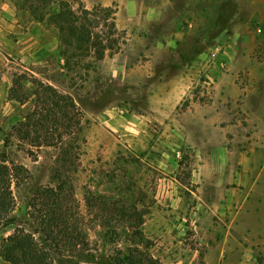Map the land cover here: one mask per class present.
Returning <instances> with one entry per match:
<instances>
[{
	"label": "rangeland",
	"instance_id": "obj_1",
	"mask_svg": "<svg viewBox=\"0 0 264 264\" xmlns=\"http://www.w3.org/2000/svg\"><path fill=\"white\" fill-rule=\"evenodd\" d=\"M59 1L55 0L54 8ZM64 1L75 12L96 8L93 18L99 24L94 31L103 39L109 36V20L102 10H114L115 25L120 17L116 15L117 0H107L111 1L108 6L99 0ZM148 1L166 6L159 18L145 20L139 29L123 15V25L128 23L133 29L118 26L117 45L105 53L113 56L123 49L132 69L128 77L110 75L93 53L68 58V52L62 63L51 56L27 67L17 56L16 47L21 43L15 39L16 31L0 38V159L27 170L12 185V224L0 229V239L11 236L17 226L34 233L32 226L38 227L46 202L37 192L62 185L60 208L69 227L85 237L86 248L79 246L76 251L88 258L86 264H124L129 254L141 259V264H163L169 255L158 252L157 247L159 243L171 245V229L182 231L188 237L185 244L195 246L189 240L192 230L185 223L180 227L171 215V200L158 203L156 199L163 185H171L173 153L182 182H187L195 166L255 167L254 222L249 223L245 215L238 231L233 229L225 241L218 239V228L211 246L219 250L221 245L223 251L221 258L215 253L210 257L213 264H264V0ZM0 3L13 10L23 29L41 31L43 40H59L57 29L48 20L36 21L29 6H22L24 0ZM59 44L62 55L66 49L60 40ZM136 64L143 68L137 70ZM23 73L71 96L78 106L82 134L68 156L59 148L32 147L12 131L30 107V103L19 105L8 97L13 76ZM176 81L189 93L178 113L191 102L217 105L214 110L193 109L208 124L187 127L190 142L179 157L171 152V115L164 118L157 108L159 103H171V95H167L171 82ZM101 110L119 113L122 125L129 126L126 119L135 124L132 118L139 115L147 118V124L136 134L123 132V126L109 129L95 119ZM127 135L138 137L125 143ZM138 138L141 142H136ZM174 143L176 147L180 144ZM202 258L199 252L195 264H202ZM0 264L8 263L0 257Z\"/></svg>",
	"mask_w": 264,
	"mask_h": 264
},
{
	"label": "crops",
	"instance_id": "obj_2",
	"mask_svg": "<svg viewBox=\"0 0 264 264\" xmlns=\"http://www.w3.org/2000/svg\"><path fill=\"white\" fill-rule=\"evenodd\" d=\"M117 1L120 3V6L116 15L120 17H117L116 28L119 26L123 30L133 29V26L128 25V23L123 25L121 22L123 15L129 16V20L133 24H137L139 29H141V24H144L145 20L158 19L166 7H164L162 2L156 5L154 3L151 4L148 0ZM110 2L99 0L98 3H101L102 6H108ZM14 14L13 10L6 3H0V38L4 34H11L12 30L16 31L13 32L17 36L15 39L18 43H21V45H17L16 47L19 50L17 56L22 59V62L27 67H31L51 56H57L59 63H62L63 57L60 55L58 38L53 37L51 41L43 40L41 31L38 32L29 27L26 30L23 29ZM156 43L157 45L164 46L163 42L157 41ZM5 51L9 52L8 49H5ZM122 51L123 49L113 56L105 55L102 60L110 75L121 78L128 77L129 72L132 70L122 55ZM4 58L8 61L5 55ZM179 62L180 60H178ZM134 67L137 70L143 68L139 64L134 65ZM187 94H189L188 88L185 85H181L179 81L175 83L171 82V92L167 95H171V103L163 102L159 103V105L156 104L158 105L157 108L162 110L161 113H164L162 117L171 115V152H176L177 157L180 156L179 154L185 143L190 142L186 132L187 127L208 124L207 119L202 117V115H198L197 117L192 113L193 109L204 110L206 107H209V110H214L217 108L216 104L205 106L200 105L198 102H191L189 107L178 113L181 102ZM155 108L153 107V109ZM118 114L109 110H101L95 114V119L102 122L101 124L106 128L114 129L118 126H123L126 130L123 132H132L133 134H136L144 124H147V118L139 115L132 118L135 124L126 119L124 122L129 123V126L122 125L123 123L120 121L122 117ZM137 137V135H127L126 139L122 140L125 143L135 142L134 139ZM174 141L180 143L178 147H176ZM136 142H141V140H136ZM174 158L173 153H171V185H163L161 187L162 193L158 190L156 199L158 203L171 200V215L178 220L177 224L180 227L185 223V227L187 229L189 227L192 230L189 240L195 246L185 244L188 237L182 231L176 233L171 229V245L164 246V243H159L160 247L158 246L157 250L169 255V258L164 260L163 264H195L199 252L203 254L202 264H213L210 254H220L221 258V252L223 251L221 250L223 249L221 245L220 251L218 249L214 250L211 246L212 238L215 237L217 239L216 230L220 228L218 239L223 238L225 241L233 229L238 231L242 223L241 221H244L241 219L245 215L248 216L249 223L250 221L254 222L255 192L258 180L256 178V169L249 165H242L241 167L230 165L195 166L190 170V178L187 182H182V178L179 177L181 173H178L179 168L174 165ZM210 174L214 176H209ZM217 174H221V176H215ZM188 220L189 223H187ZM213 221L219 226L216 225L215 228ZM213 228H215V231ZM149 236H153V233ZM215 258L217 259L218 257L216 256Z\"/></svg>",
	"mask_w": 264,
	"mask_h": 264
},
{
	"label": "trees",
	"instance_id": "obj_3",
	"mask_svg": "<svg viewBox=\"0 0 264 264\" xmlns=\"http://www.w3.org/2000/svg\"><path fill=\"white\" fill-rule=\"evenodd\" d=\"M55 0H24L23 7L29 6L30 14L38 22L48 20L58 31L61 46L66 53L76 56L93 53L102 61L107 50L117 45L114 10L104 8L102 11L109 20V36L100 37L94 29L96 8L87 10L79 8L75 12L67 1H59L57 9ZM65 60V66L69 59ZM8 97L19 105L30 103L28 111L12 126V131L21 139L30 142L32 147H55L68 156L72 146L81 138V112L73 98L59 92L49 84L27 76H13ZM74 142V143H73ZM27 173L22 166H9L5 158L0 159V229L12 224L9 216L14 211L15 199L12 185L18 184L20 175ZM62 185L58 188L43 189L37 192L45 198L42 203L44 214L40 217L34 233L17 226L11 236L0 239V257L9 264H86L87 257H80L76 249L86 248L85 237L69 227L65 214L59 203ZM45 195V196H44ZM61 212V213H60ZM60 213V214H59ZM36 235V236H35ZM54 247H53V246ZM79 254V255H78ZM151 262H154L150 258ZM124 264H141V259L129 254Z\"/></svg>",
	"mask_w": 264,
	"mask_h": 264
}]
</instances>
